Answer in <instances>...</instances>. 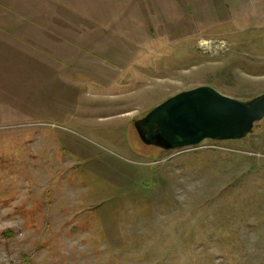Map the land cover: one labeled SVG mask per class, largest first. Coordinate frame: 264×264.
I'll return each mask as SVG.
<instances>
[{
	"label": "rangeland",
	"instance_id": "1",
	"mask_svg": "<svg viewBox=\"0 0 264 264\" xmlns=\"http://www.w3.org/2000/svg\"><path fill=\"white\" fill-rule=\"evenodd\" d=\"M83 1H0V264H264V117L171 150L133 125L203 85L264 93L258 12L235 29L198 0ZM26 14L51 16L5 22Z\"/></svg>",
	"mask_w": 264,
	"mask_h": 264
},
{
	"label": "water",
	"instance_id": "2",
	"mask_svg": "<svg viewBox=\"0 0 264 264\" xmlns=\"http://www.w3.org/2000/svg\"><path fill=\"white\" fill-rule=\"evenodd\" d=\"M263 117L264 93L242 101L203 85L166 99L133 125L145 145L171 150L243 139Z\"/></svg>",
	"mask_w": 264,
	"mask_h": 264
},
{
	"label": "crops",
	"instance_id": "3",
	"mask_svg": "<svg viewBox=\"0 0 264 264\" xmlns=\"http://www.w3.org/2000/svg\"><path fill=\"white\" fill-rule=\"evenodd\" d=\"M0 1H4L5 3V7L7 6H28V0H0ZM39 1L41 4H43L45 6L46 2L47 4L50 3L54 6L56 5H68L69 7H75L77 6V0H75L73 3H71L72 0H37ZM120 0H118L115 4L114 2L110 3V4H114L115 6L119 7V8H124V7H130L132 4H134L133 2L135 0H121V2H119ZM79 3V2H78ZM94 3L97 4V2L93 1V0H87V1H83V3L81 5H86V6H90V5H94ZM109 4V5H110ZM98 5V4H97ZM101 5V4H100ZM198 6H199V13L200 12H204V11H211V16H214L216 14L219 15L221 17V21H227V23L231 26H233V28L238 29L237 27V20L239 18V15L241 16V11H247L249 9H251L254 13L256 14L258 12V16H257V21L255 19L253 20H249L248 17L245 15L246 20L244 19V23L246 25H250L251 27H253L254 29H264V0H198ZM213 12V14H212ZM48 16L51 15H46V14H37V15H29L26 14L24 16H22L21 18H19V20H14V19H18V18H10L8 16V20H6V23H10V22H26L28 23L29 21L31 22H37V23H45V22H49L48 20ZM253 16V15H252ZM70 18H74L73 16H69ZM53 18L55 20H53L52 22L54 23H59V21L61 20L62 16L58 15L56 16V18L53 16ZM5 20V19H2ZM244 25L246 29H248V27ZM56 27H52L51 29L53 30V32H55ZM57 31V30H56ZM232 32V31H231Z\"/></svg>",
	"mask_w": 264,
	"mask_h": 264
}]
</instances>
